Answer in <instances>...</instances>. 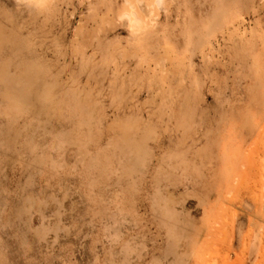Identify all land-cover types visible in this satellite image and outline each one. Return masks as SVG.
Wrapping results in <instances>:
<instances>
[{
  "label": "rangeland",
  "instance_id": "rangeland-1",
  "mask_svg": "<svg viewBox=\"0 0 264 264\" xmlns=\"http://www.w3.org/2000/svg\"><path fill=\"white\" fill-rule=\"evenodd\" d=\"M0 264H264V0H0Z\"/></svg>",
  "mask_w": 264,
  "mask_h": 264
},
{
  "label": "bare ground",
  "instance_id": "bare-ground-1",
  "mask_svg": "<svg viewBox=\"0 0 264 264\" xmlns=\"http://www.w3.org/2000/svg\"><path fill=\"white\" fill-rule=\"evenodd\" d=\"M45 0H29L32 5L38 6L40 3H44ZM134 13V12H133ZM127 22L132 29H138L144 25L143 20L141 21L136 15L130 14L127 16Z\"/></svg>",
  "mask_w": 264,
  "mask_h": 264
}]
</instances>
